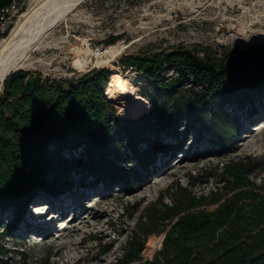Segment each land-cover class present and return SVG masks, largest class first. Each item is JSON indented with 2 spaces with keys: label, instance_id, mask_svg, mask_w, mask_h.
Listing matches in <instances>:
<instances>
[{
  "label": "trees",
  "instance_id": "trees-1",
  "mask_svg": "<svg viewBox=\"0 0 264 264\" xmlns=\"http://www.w3.org/2000/svg\"><path fill=\"white\" fill-rule=\"evenodd\" d=\"M121 65L144 74L156 91L148 94L151 108L132 119L118 117L105 95L111 76L107 68L67 80L20 69L5 79L0 94V210L14 207L21 214L42 192L70 190L78 184L74 173L104 184L138 185L141 170L147 172L159 153H175L183 145L179 140L163 143L162 135L179 139L189 129L183 122L193 123L204 114L203 126L221 144L235 125L225 107L264 99V56L218 68L179 47L125 55ZM169 69L176 75L168 77ZM151 136L153 144L142 148ZM248 165L243 160L225 163L222 190L209 198L180 184L171 187V203L161 197L151 205L147 221L115 264H264V191L251 179ZM162 232V248L144 258L149 237Z\"/></svg>",
  "mask_w": 264,
  "mask_h": 264
},
{
  "label": "rangeland",
  "instance_id": "rangeland-1",
  "mask_svg": "<svg viewBox=\"0 0 264 264\" xmlns=\"http://www.w3.org/2000/svg\"><path fill=\"white\" fill-rule=\"evenodd\" d=\"M260 1L264 2L84 0L52 28L45 39L46 46L31 53L35 66L23 70L44 78H78L86 71L74 68L72 43L87 40L95 48L126 44L128 48L113 65L134 88L110 100L118 117L132 119L151 108L148 94L156 91L144 74L121 65L123 56L184 47L218 68L263 57L264 43L239 44L228 39L233 29L230 25H238L245 7L255 12L264 7ZM99 68H107L111 74L115 69ZM174 75V69L167 71L168 77ZM140 96L147 103L136 101L135 112L126 110V102ZM225 109L235 125L221 144L215 143L214 133L203 126L204 114L193 123L184 121L189 129L179 139L161 137L166 144L183 141L182 147L175 153H159L147 172L141 170L142 182L138 185L104 184L89 174L74 173L78 184L72 189L57 195L42 192L21 214L14 207L0 210V264H115L124 255L130 237L147 221L154 202L162 197L171 203L168 191L178 184L197 197L209 198L212 192L222 190V172L227 162H248L251 179L264 191V99L243 107L228 105ZM153 142L151 136L141 147L146 149ZM127 153L135 165L133 153ZM39 204L48 205L41 215L37 214ZM14 222L15 229L3 235ZM165 235L162 232L149 237L144 258L154 257L162 248Z\"/></svg>",
  "mask_w": 264,
  "mask_h": 264
},
{
  "label": "bare ground",
  "instance_id": "bare-ground-1",
  "mask_svg": "<svg viewBox=\"0 0 264 264\" xmlns=\"http://www.w3.org/2000/svg\"><path fill=\"white\" fill-rule=\"evenodd\" d=\"M82 1L84 0H37L18 19L10 35L0 41V93L5 78L10 73L35 66L36 61L32 59L31 53L41 46H46L44 44L45 39L52 28L67 17ZM261 4L264 6V2H261ZM245 9V14L238 25H230L233 29L230 30L232 34L228 39L239 44H263L264 7L258 8L255 12L246 7ZM47 44L49 45V43ZM127 48L128 46L123 43L110 45L106 48H95L87 40L70 45V50L74 54L75 69L87 72L99 67L112 66L115 68L112 70L110 81L105 87L106 97L109 99H115L117 94L130 93L134 88L123 77L119 68L113 65L114 60L123 54ZM140 100L147 103L145 97H131L126 102V110L135 112L137 110L136 101ZM36 208L38 210L37 214L41 215L48 208V205L39 204Z\"/></svg>",
  "mask_w": 264,
  "mask_h": 264
},
{
  "label": "built area",
  "instance_id": "built-area-1",
  "mask_svg": "<svg viewBox=\"0 0 264 264\" xmlns=\"http://www.w3.org/2000/svg\"><path fill=\"white\" fill-rule=\"evenodd\" d=\"M37 0H10L0 3V41L7 37L16 26L18 19L32 7Z\"/></svg>",
  "mask_w": 264,
  "mask_h": 264
},
{
  "label": "water",
  "instance_id": "water-1",
  "mask_svg": "<svg viewBox=\"0 0 264 264\" xmlns=\"http://www.w3.org/2000/svg\"><path fill=\"white\" fill-rule=\"evenodd\" d=\"M10 74H11V73H10ZM10 74H9V75H10ZM9 75H8V76H9ZM8 76H7V77H8ZM7 77H6V78H7ZM6 78H5V79H6Z\"/></svg>",
  "mask_w": 264,
  "mask_h": 264
}]
</instances>
